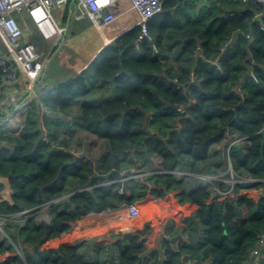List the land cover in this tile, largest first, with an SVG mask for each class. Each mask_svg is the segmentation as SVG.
Here are the masks:
<instances>
[{
  "label": "trees",
  "instance_id": "1",
  "mask_svg": "<svg viewBox=\"0 0 264 264\" xmlns=\"http://www.w3.org/2000/svg\"><path fill=\"white\" fill-rule=\"evenodd\" d=\"M192 1L163 0L149 18L156 50L138 44L139 28L131 27L79 72L44 86L18 135L0 132V177H10L7 188L0 181V220L13 243L0 241V252L15 244L24 253L0 264H181L183 255L194 264L248 261L264 230V188L257 198L239 191L264 187V9L255 0L187 7ZM93 90L100 95L90 97ZM63 115L66 123L52 126L51 117ZM217 144L228 166L217 175L256 180L191 187L186 175L176 177V170L198 174ZM137 171L149 174L121 179ZM230 187L234 197L216 198L215 188ZM148 195L196 205L164 220L169 238H160V249L145 244L150 221L100 243L47 245L92 210ZM44 207L50 221L37 224ZM178 231L187 240L174 246Z\"/></svg>",
  "mask_w": 264,
  "mask_h": 264
},
{
  "label": "built area",
  "instance_id": "2",
  "mask_svg": "<svg viewBox=\"0 0 264 264\" xmlns=\"http://www.w3.org/2000/svg\"><path fill=\"white\" fill-rule=\"evenodd\" d=\"M119 1L0 0V132L18 135L25 125L29 111L36 103L39 102L40 104V96L43 90V86L39 85L41 84L40 79L46 70L50 57L56 51L57 44L62 41L68 30V22L61 24L56 21L53 16L54 10L73 5V18L71 17L73 20L89 18L96 29L102 30L104 26L118 20L128 11L120 7ZM128 1L129 10L137 12L139 17L134 24L139 28L136 42L138 44L149 42L156 50L154 37L148 29V20L161 11L163 0ZM255 1L259 2L264 9V0ZM262 28L264 29L263 25ZM36 37L41 39L40 44L35 40ZM110 42L111 40L106 39L107 44ZM21 77L24 78V86H19ZM177 109L181 110L179 107ZM11 128L14 130L12 131ZM232 142H229L228 146ZM144 172H131L129 175L122 176L121 179L143 176ZM145 174H149V172ZM205 178H208L207 183L224 180L231 183L256 180L254 177L236 180L233 177L224 178L217 174L206 175ZM147 184L150 185L149 182ZM252 188L263 190L264 187ZM213 192L216 198L221 200L235 195L233 187L215 188ZM120 206L128 209V215L131 219L138 218L139 208L136 202L123 203ZM15 249L22 257V249L18 247ZM263 254L264 230L259 233L254 247L250 250L249 259L244 264H257ZM195 262L188 260L182 264H194Z\"/></svg>",
  "mask_w": 264,
  "mask_h": 264
},
{
  "label": "crops",
  "instance_id": "3",
  "mask_svg": "<svg viewBox=\"0 0 264 264\" xmlns=\"http://www.w3.org/2000/svg\"><path fill=\"white\" fill-rule=\"evenodd\" d=\"M119 5L121 8L128 10L122 15L117 23L114 22L106 25V32H104V27L102 30L96 29L98 31L100 37L98 35H89L83 33V38L79 39V43L77 44L76 50L73 54L72 60L66 64L65 68L60 71V74L53 77V81H47L49 78L48 72V64L46 66V70L43 73V76L40 79V86H50L53 83L61 81V79H57V77H64V79L70 77L75 72H79L83 69L90 61L96 56L99 50L105 45L106 39L114 40L120 33L130 29L134 26L136 19V15L133 13V10H129V1L128 0H120ZM74 12V6H64L60 8H56L53 12V16L58 22H68L72 19V14ZM72 17V18H71ZM79 25L77 28H88L92 26L93 23L89 18L83 20H76ZM25 24V23H24ZM26 25V24H25ZM79 30V29H78ZM83 32V31H81ZM35 40L38 44L41 43V39L36 37ZM63 40V39H62ZM58 46V44H57ZM57 49V48H56ZM51 59V57H50ZM49 59V61H50ZM48 61V63H49ZM62 79V80H64ZM20 85L24 86V78L21 77ZM8 100V98H7ZM13 131L14 129L11 128ZM2 134H8L7 132L1 131ZM11 135V134H10ZM220 146L214 145L212 149V154H215ZM222 155L219 156L220 160L223 159V150ZM205 175L202 177L204 178ZM195 182L188 186H197L200 184H205L207 182ZM140 209V217L137 221L131 219L128 215V209L126 207L119 206L115 209L104 210V211H96L92 210L84 215H82L79 219L75 220V223L69 227L67 230L63 231L60 235L50 239L47 242L49 246H58L59 244H75L79 243L83 240L94 239L97 242H103L109 239L111 234L116 233H125L133 231L137 228H141L143 224L147 221L151 222V230L146 235L145 244L152 248H159V240L162 237L169 238L168 235L165 234V227L163 226L164 220H168L172 214H174L177 210H183L185 214H192L196 205L185 202L184 204H180L176 199L171 201H157L154 197H145L139 201H135ZM145 209V211H144ZM155 209V212H152ZM145 215V218H143ZM143 219V220H142ZM44 222V221H43ZM48 223V220L44 222ZM176 237L173 240L174 246H176L175 242L179 240H187V235L180 233L179 231L172 236ZM160 249V248H159ZM12 251L6 250V252H0V260L12 255ZM185 257V255L182 256ZM257 264H264V254L261 259L258 260Z\"/></svg>",
  "mask_w": 264,
  "mask_h": 264
},
{
  "label": "rangeland",
  "instance_id": "4",
  "mask_svg": "<svg viewBox=\"0 0 264 264\" xmlns=\"http://www.w3.org/2000/svg\"><path fill=\"white\" fill-rule=\"evenodd\" d=\"M198 1L202 2L203 4H207V2H208V0H193L190 3L187 2L188 3L187 7L194 6L195 8H198L199 7ZM133 13L135 15L137 14V12H135V11H133ZM138 18L139 17H138V14H137L136 18H135L136 20L133 21V22H136L138 20ZM84 19H86V18H84ZM118 21H115L114 24L117 23ZM59 23L62 24L64 22H59ZM78 25H79V23L76 20L70 19L68 21V30H67L63 40L58 44L56 51L51 56V59H50V61L48 63L49 78L47 79V81H53V77L56 78V76H58L60 74V71L65 68L66 64L69 63L72 60L73 54H74V52L76 50V47H77V44L79 43V39L83 38V36H84L83 33L86 34V35L87 34L94 35V36L98 35L100 37L98 31L95 30L94 25L89 26L88 28H82V29L77 28V30H76V27H78ZM106 29H107V27H104V32H106ZM81 31H83V32H81ZM64 77H66V76L57 77V79L60 78L62 80V79H64ZM53 84H55V83H53ZM106 91H108L107 88L104 90V92H106ZM92 95L93 96H90V97L94 98L96 96H99L100 94H99V91H97L95 93V91L93 90V94ZM76 105H78V104L75 103V105L72 108L73 113H74V110H77L76 108H74ZM71 113H72V111H71ZM62 117H63V119L65 121L63 119L59 118V117L52 116L51 117L52 126L64 125L66 123V120H67L68 116H66V115L64 116L63 115ZM221 152H222L221 149H218V151H216L215 154H212V152H211V156H210V159L208 160V162L207 163H205V162L204 163H200L199 166L197 167L198 174H191V170L190 169H187V170L186 169L185 170H176L175 171L176 177L177 178H182V175H186V176H183V180L186 182V185H191L192 183L194 184L195 182L196 183L197 182H203L202 181L203 179H204V182H207L208 178H205L206 175L213 176L214 174H219L220 172H223L224 169H228V166H227V163L225 162V159L224 160L223 159H221V160L219 159L220 158L219 156L222 155ZM206 166H209V167H206ZM208 168L212 169V170H216V172H207L206 169H208ZM146 172H144L143 176L147 175V174H145ZM203 175H205L204 178L202 177ZM247 188H248L247 186H244L239 191L243 192ZM246 192L250 196H252L254 198H257L260 195V193L262 192V190L261 189H254V188H250L249 187L246 190ZM150 197H154L156 199L159 198V199H157V201L162 200L160 197H155V196H152V195H150ZM173 199H175V198H173ZM137 201H139V200H137ZM59 207L62 208V206H59ZM138 208H139V206H138ZM26 211L27 210H23V212H26ZM144 211H145V209H144ZM152 212H155V209ZM138 214H139V216H138V218L134 219L135 221H137L139 219V217H140V209L138 211ZM143 218H145V215H143ZM34 219H35V222L37 224L43 223V221L46 222V220H48V223H49V221H50L49 209L45 208V207L42 208L35 215ZM3 223H4L3 220H0V241L3 242L2 248H8V246H13V243H12V241H10L7 238V235L5 234V230H4V226L5 225ZM74 223H75V221H74ZM23 224H24V218H22L20 220V225L22 226ZM71 226L72 225H70V227ZM12 229H14V228H12ZM15 247H18V246H15V244H14V249L13 250L9 249L8 251H12L13 254H18L16 252ZM4 252H6V250Z\"/></svg>",
  "mask_w": 264,
  "mask_h": 264
},
{
  "label": "water",
  "instance_id": "5",
  "mask_svg": "<svg viewBox=\"0 0 264 264\" xmlns=\"http://www.w3.org/2000/svg\"><path fill=\"white\" fill-rule=\"evenodd\" d=\"M9 178H10V177H8V178H2V177H0V181H2V182L5 183L6 188L8 187V180H9ZM73 224H74V221L70 222V225H73ZM172 239L175 240L176 237H173ZM24 247H25L28 251L32 252L34 249H36L37 246H36V245H32V246L25 245ZM187 259H188L187 256L183 257V260H184V261H187Z\"/></svg>",
  "mask_w": 264,
  "mask_h": 264
},
{
  "label": "clouds",
  "instance_id": "6",
  "mask_svg": "<svg viewBox=\"0 0 264 264\" xmlns=\"http://www.w3.org/2000/svg\"><path fill=\"white\" fill-rule=\"evenodd\" d=\"M96 55H97V54H96ZM15 248H16V247H15ZM18 248H19V247H18ZM22 252H23V251H22ZM20 257H21V256H20ZM23 257H24V253H23V256H22L21 258H23ZM188 260H189V259H187V261H188ZM187 261H184V260L182 259V263H183V262H187ZM182 263H181V264H182Z\"/></svg>",
  "mask_w": 264,
  "mask_h": 264
}]
</instances>
